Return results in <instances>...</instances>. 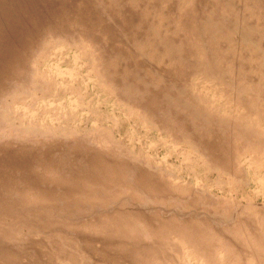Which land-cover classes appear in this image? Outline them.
I'll list each match as a JSON object with an SVG mask.
<instances>
[{
  "label": "rangeland",
  "instance_id": "1",
  "mask_svg": "<svg viewBox=\"0 0 264 264\" xmlns=\"http://www.w3.org/2000/svg\"><path fill=\"white\" fill-rule=\"evenodd\" d=\"M33 6L0 43V264H264V0Z\"/></svg>",
  "mask_w": 264,
  "mask_h": 264
},
{
  "label": "bare ground",
  "instance_id": "2",
  "mask_svg": "<svg viewBox=\"0 0 264 264\" xmlns=\"http://www.w3.org/2000/svg\"><path fill=\"white\" fill-rule=\"evenodd\" d=\"M38 1L0 0V43L10 39L12 45L16 40L18 45H22L23 41L25 43L33 38L37 16L40 12L33 5Z\"/></svg>",
  "mask_w": 264,
  "mask_h": 264
}]
</instances>
